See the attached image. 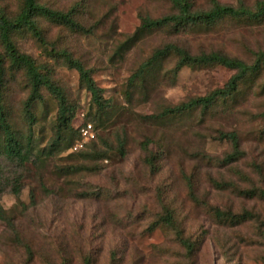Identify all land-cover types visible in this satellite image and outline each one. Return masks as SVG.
<instances>
[{"label": "rangeland", "instance_id": "obj_1", "mask_svg": "<svg viewBox=\"0 0 264 264\" xmlns=\"http://www.w3.org/2000/svg\"><path fill=\"white\" fill-rule=\"evenodd\" d=\"M37 1L72 11L85 30L72 32L36 18L43 44L27 32L13 37L17 49L63 91L74 114L72 130L51 155L43 153L54 138L57 100L43 88L30 125L23 108L27 80L22 71L6 72L7 121L22 142L31 126L32 154L20 164L0 151V211L14 227L12 231L0 220V264H83L85 257L92 264H264V197L259 192L264 190V71L249 87L241 86L235 106L219 104L203 118L192 113L146 119L223 87L233 71L185 67L173 83L172 59L149 78L144 90L132 89L128 82L154 50L167 44L192 55L218 52L251 64L255 53L264 52V21L222 20L178 34L145 32L126 47L142 18L177 12L172 0ZM214 1L254 9L260 0ZM22 2L0 0V12L13 18ZM189 2L192 11L212 7V0ZM50 50L67 52L90 71L109 101L107 115L99 118L78 73ZM88 123L92 137L82 141L79 129ZM219 131L237 134L239 159L223 163L232 150L217 139ZM77 142L82 147L75 150ZM150 155L155 156V173L145 161ZM216 209L250 216L219 218ZM167 212L173 227L160 222ZM177 233L190 242L191 251Z\"/></svg>", "mask_w": 264, "mask_h": 264}, {"label": "trees", "instance_id": "obj_2", "mask_svg": "<svg viewBox=\"0 0 264 264\" xmlns=\"http://www.w3.org/2000/svg\"><path fill=\"white\" fill-rule=\"evenodd\" d=\"M172 3L177 11L175 14L162 16L156 19L147 17L142 18L140 26L135 30L134 34L127 39L125 46L128 47L130 44L134 43L138 37L145 32L167 30L169 33L178 34L193 27H210L222 20H235L248 23H260L264 21V0L258 1L254 9L246 8L243 5H239L238 7L220 5L212 0V7L208 11H192L189 0H172ZM36 18H44L52 23L62 25L72 32L85 31L74 19L72 11L61 12L53 10L41 5L37 0H23L18 14L13 18L6 17L0 12V46L3 50V53H0V151L6 158L15 160L20 164L28 162L32 154L31 126L29 130L30 135L22 142L16 137L7 121L3 105V89L7 71L10 73L22 71L27 80L29 94L24 102L23 108L25 117L30 125L34 124L35 117L32 110L34 105L42 100L41 90L43 88L57 100L58 111L54 138L51 141L50 148L44 149L43 153L46 152L47 155H51L60 142L64 140L65 133L69 129L72 130L70 124L74 115L67 104L63 91L57 87L46 74L40 72L39 67L31 56L21 53L17 49L13 40L16 33L27 32L35 40L43 44L44 40ZM49 52L56 58H60L67 68L73 69L78 73L79 85L90 95L92 109L99 118L101 119L103 116L107 115L110 108L109 101L103 98V90L97 87L91 77L90 71L87 70L80 61L72 58V56L65 51L55 52L54 50H50ZM172 59L175 60L174 68L171 71L173 83L178 72L185 67L221 66L234 73L223 87L178 105L168 106L156 115L147 116L146 119L156 121L173 119L192 113H197L203 118L213 112L219 104H222L226 109L233 107L238 102L241 94V86L247 85L249 87V85H251L264 71V52L255 53L254 61L251 64H246L239 59L231 58L218 52L192 55L174 44H167L154 50L150 57L140 64L129 78L128 82L130 88L144 90L149 78L157 72L164 63ZM217 136L218 140L229 143L232 150L231 153L225 157L223 163H231L241 157L242 152L239 148V139L234 131H219L217 132ZM147 142L146 140L141 144L144 151L147 150ZM118 152L121 156L124 155L123 144L119 145ZM145 161L150 171L155 173L157 171L155 156L150 155ZM222 186L223 185H219L218 187ZM239 192H241V195L245 196H248L249 193L247 191ZM259 192L260 195L264 197V190ZM215 215L219 218L236 220L240 217H247L248 213L234 216L216 209ZM249 216L250 215H248V217ZM0 220L6 222L10 229L14 231L13 225L1 211ZM160 222L170 227L174 226L173 217L169 212L161 218ZM156 225L157 224L153 225L151 230L155 228ZM176 238L188 252L192 250L190 242L184 240L179 233L176 234ZM83 264H92L90 258L85 257Z\"/></svg>", "mask_w": 264, "mask_h": 264}, {"label": "built area", "instance_id": "obj_3", "mask_svg": "<svg viewBox=\"0 0 264 264\" xmlns=\"http://www.w3.org/2000/svg\"><path fill=\"white\" fill-rule=\"evenodd\" d=\"M91 125L90 124H85L83 125L80 129H79V134H80V137L83 140H87L88 137H92V132H91ZM82 147V144L81 142H77L75 145H74V149L76 150L77 148H80Z\"/></svg>", "mask_w": 264, "mask_h": 264}]
</instances>
